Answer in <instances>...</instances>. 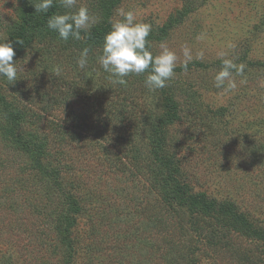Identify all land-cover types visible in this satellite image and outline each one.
I'll list each match as a JSON object with an SVG mask.
<instances>
[{"label":"rangeland","instance_id":"rangeland-1","mask_svg":"<svg viewBox=\"0 0 264 264\" xmlns=\"http://www.w3.org/2000/svg\"><path fill=\"white\" fill-rule=\"evenodd\" d=\"M38 2L0 0V41L26 16L44 14L36 13ZM80 6L96 17L91 29L111 26L119 8L137 11L138 21L152 24L151 51L165 43L176 52V74L155 92L144 75L115 85L96 63L102 50L89 53L81 70L79 51L29 33L30 47L14 56L17 81L0 77L5 102L24 116L17 128L0 101V264H69L72 257L71 264H264L263 242L209 216L198 221L202 214L155 190L161 175L146 120L167 118L166 104H176V122L167 126L170 169L192 193L235 206L264 228V0ZM183 46L192 51L187 68ZM221 52L245 66L228 93L215 87Z\"/></svg>","mask_w":264,"mask_h":264},{"label":"clouds","instance_id":"clouds-1","mask_svg":"<svg viewBox=\"0 0 264 264\" xmlns=\"http://www.w3.org/2000/svg\"><path fill=\"white\" fill-rule=\"evenodd\" d=\"M59 4L64 12H57L49 16L47 28L58 33L59 38L68 41L70 38L81 40L82 33L90 35L91 28L97 22L86 6L76 7L78 0H39L34 4L36 13L47 14L55 4ZM116 15L120 19L111 23V30L104 36L102 53L96 57V63L108 73V79L115 85L125 86L130 75H144L145 87L150 92L167 87L168 82L175 76V69L179 57L176 52L161 43L160 51L154 54L148 39L152 32V24L137 20L138 12L119 8ZM16 43L22 44L17 40ZM90 47L80 52L76 61L77 67L86 69L89 64ZM184 67L192 60V51L187 46L182 47ZM16 52L13 42L0 41V77L9 84L17 81L20 69L14 61ZM221 69L214 77L215 87L223 89L225 93L233 91L237 85L233 73L243 75L245 66L237 65L232 59L225 58L221 52ZM59 75V66L55 69Z\"/></svg>","mask_w":264,"mask_h":264},{"label":"trees","instance_id":"trees-1","mask_svg":"<svg viewBox=\"0 0 264 264\" xmlns=\"http://www.w3.org/2000/svg\"><path fill=\"white\" fill-rule=\"evenodd\" d=\"M57 12L58 10H56V7H53L47 14H42L41 16L31 14L22 20L20 25L14 30L8 39L13 42L16 55L22 53L30 47V32L46 35L49 40L62 42L68 47H73L79 52H81L85 47H90L92 49L90 53L102 50L104 36L111 30L110 25L102 28L91 29L90 35L82 33L81 40H74L70 38L68 41H64L59 38L58 33L47 28V20L49 16ZM17 40L21 41L22 44L16 43ZM0 101L3 104H7L1 93ZM165 109H167L169 113L167 118H157V116L152 117V115L151 118L149 116L146 117L148 123L151 119L150 132L153 137H150V144L154 150L152 151V154L154 155L153 158L156 161V166L158 167V169H154L158 171L159 175H161L160 181L154 185L155 190H163L162 194H164V197L167 196L172 198V200L177 203L178 207L190 209L196 214H202V217L197 219L198 221H202L207 224L206 222H208L209 219L207 216H209L212 220L216 221L217 226H222L230 231L233 230L234 232L241 234L246 239L261 241L264 243V228H261L251 222L248 217L243 213H240L235 206L216 204L213 201H210L209 197L205 194L192 193L189 185L181 183V178L177 174L179 170L176 171L170 169V164L172 163L171 159L173 156L170 154L171 152L168 151L167 126L176 122L178 114L176 104H166ZM5 113L10 117L11 122H13L17 128L20 127V124L24 119L22 114L17 111H13L10 104L5 106ZM18 140L19 144H21L23 148H26L27 145L31 146L32 142L30 140H25L23 137H19ZM159 150L161 153L158 152ZM160 182L163 184H160ZM61 189L63 188L61 187ZM67 199L73 202L75 210H78V204L74 200V196L69 194L67 195ZM204 214L205 216L203 217ZM68 220L70 219L68 218ZM192 224L197 226V229L194 230L195 232H198L199 226L203 229V225L196 220ZM60 232H63L61 227ZM66 242H68V245L71 244L69 241ZM72 261L73 257L69 259V264H71Z\"/></svg>","mask_w":264,"mask_h":264}]
</instances>
